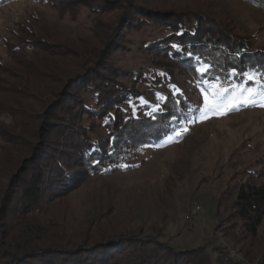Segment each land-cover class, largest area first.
<instances>
[{
  "label": "rangeland",
  "instance_id": "rangeland-1",
  "mask_svg": "<svg viewBox=\"0 0 264 264\" xmlns=\"http://www.w3.org/2000/svg\"><path fill=\"white\" fill-rule=\"evenodd\" d=\"M144 3L164 12H200L225 24L234 21L256 46L264 47V9L247 0ZM87 15L88 10L77 15L63 12L47 1H0V134L10 139L8 145L0 139L1 192L29 154L30 144L36 143L29 128L40 129L50 103L48 94L54 88L59 90L69 75L91 67L94 56L90 52L95 54L104 46L121 11H108L97 22ZM41 39L46 47L39 45ZM26 40L36 41L29 54L19 52ZM132 51L116 60L118 67L132 71L148 67L147 79L161 80L156 83L159 86L142 88L147 104L157 99V93H173L169 85H175L207 112L201 88L191 76L176 73L168 77L151 66L143 51L136 47ZM36 67L40 72L46 69L41 81ZM204 87L209 94L213 91L209 85ZM237 94L224 103L230 104ZM7 106L16 108L11 117L3 115ZM139 113L138 108L135 115L131 112L133 116ZM183 129L186 131L171 135L170 140L131 151L126 156L128 170L87 178L56 199L39 215V221L50 230L49 239L80 245L135 236L152 238L174 251L212 245L233 261L264 264V220L257 238H252L234 218L238 193L249 175L262 173L259 182H264V107L244 106L224 115L209 113L207 118L199 112ZM196 206L204 214L187 221L186 215Z\"/></svg>",
  "mask_w": 264,
  "mask_h": 264
},
{
  "label": "trees",
  "instance_id": "trees-1",
  "mask_svg": "<svg viewBox=\"0 0 264 264\" xmlns=\"http://www.w3.org/2000/svg\"><path fill=\"white\" fill-rule=\"evenodd\" d=\"M33 1H47L76 15L88 10V18L95 22L108 11L118 10L121 15L112 25L104 46L95 54L90 52L94 56L91 67L69 75L59 90L52 89L40 129L29 128L36 143L30 144V152L18 164L10 184L0 191V262L245 264L229 259L212 245L174 251L152 238L135 236L67 245L60 239H49L50 230L39 221V215L87 178L128 170L126 156L131 151L162 143L198 116L199 112L193 111L198 106L184 93L178 97L173 93L163 95L168 98L166 101L155 99L143 105L138 101L145 98L142 88L159 86L156 83L161 80L150 82L148 67L137 71L118 67V58L126 57L136 47L152 61L151 66L168 77L186 73L197 82L201 77L194 70L195 60L188 56L191 52L212 66L211 72L202 77L204 81L221 77L225 84L232 80L228 86H234L242 82V77H230L232 70L264 73V47L256 46L255 40L240 32L234 21L225 24L200 12H164L146 6V0H118L119 4L116 0ZM247 1L264 9V0ZM133 36L135 40L131 39ZM22 43L19 52L29 54L35 49L36 41ZM44 43L41 39L39 45L46 47ZM36 68L35 74L41 81L46 69L43 67L40 72L41 68ZM126 104L132 107L126 108ZM136 104L140 113L133 116ZM156 105L159 111H153ZM14 110L7 106L3 115L11 117ZM0 139L5 145L10 143L2 132ZM262 177V173H251L235 202L234 218L252 238H257L264 220V182H259Z\"/></svg>",
  "mask_w": 264,
  "mask_h": 264
},
{
  "label": "snow or ice",
  "instance_id": "snow-or-ice-1",
  "mask_svg": "<svg viewBox=\"0 0 264 264\" xmlns=\"http://www.w3.org/2000/svg\"><path fill=\"white\" fill-rule=\"evenodd\" d=\"M178 51H183L179 48L178 45H173ZM190 59L195 60L194 70L199 74L201 79H198V86L201 88V92L204 95V107L207 109V112L203 108L197 107L193 111H198L202 113V118H207L209 113H214L218 115L227 114L228 111H237L244 106H261L264 107V73L257 74L256 72L249 71L245 73H238L236 70H232L228 75L232 78L237 76L242 77V82L237 84L234 89L229 88L228 85L232 84L233 81L229 80L225 84L221 77H214L212 81H204L203 76L211 72L212 66L199 56H193V53L188 52ZM164 75V74H161ZM205 84H208L213 88V91L209 94L208 89L204 87ZM219 85V87H216ZM170 89L173 90L174 96H182L183 93L175 85H169ZM235 95L234 100L230 104H225L224 101L227 100L230 96ZM157 99L167 100V97H163L160 93H157ZM143 105H147V101L143 97L140 98ZM177 104L180 103V100L177 99ZM159 105H156L153 111H159ZM223 110V111H222ZM136 108L133 106V115H135ZM183 130H177L175 135L179 136ZM171 137H169V140Z\"/></svg>",
  "mask_w": 264,
  "mask_h": 264
},
{
  "label": "bare ground",
  "instance_id": "bare-ground-1",
  "mask_svg": "<svg viewBox=\"0 0 264 264\" xmlns=\"http://www.w3.org/2000/svg\"><path fill=\"white\" fill-rule=\"evenodd\" d=\"M198 210L203 211V213H194V217H198V216H201V215L204 214V209H203L201 206H196L195 208H193V209L190 211V214H193V211H198Z\"/></svg>",
  "mask_w": 264,
  "mask_h": 264
},
{
  "label": "built area",
  "instance_id": "built-area-1",
  "mask_svg": "<svg viewBox=\"0 0 264 264\" xmlns=\"http://www.w3.org/2000/svg\"><path fill=\"white\" fill-rule=\"evenodd\" d=\"M194 213H203V211H201V210H198V211H193V214H188V215H186V220L187 221H191V220H193L194 219Z\"/></svg>",
  "mask_w": 264,
  "mask_h": 264
}]
</instances>
